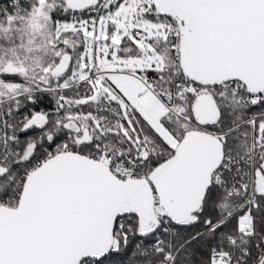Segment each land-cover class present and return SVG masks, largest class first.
I'll return each mask as SVG.
<instances>
[{"label": "snow or ice", "instance_id": "1", "mask_svg": "<svg viewBox=\"0 0 264 264\" xmlns=\"http://www.w3.org/2000/svg\"><path fill=\"white\" fill-rule=\"evenodd\" d=\"M0 264H264V0L0 6Z\"/></svg>", "mask_w": 264, "mask_h": 264}, {"label": "trees", "instance_id": "2", "mask_svg": "<svg viewBox=\"0 0 264 264\" xmlns=\"http://www.w3.org/2000/svg\"><path fill=\"white\" fill-rule=\"evenodd\" d=\"M51 106L52 104H51L50 99L47 96H45L42 102L39 105H37V109H40V108L47 109V108H50ZM258 110L259 109H254V111H258ZM188 231H192V229H188Z\"/></svg>", "mask_w": 264, "mask_h": 264}, {"label": "built area", "instance_id": "3", "mask_svg": "<svg viewBox=\"0 0 264 264\" xmlns=\"http://www.w3.org/2000/svg\"><path fill=\"white\" fill-rule=\"evenodd\" d=\"M8 4H10V0H1L0 1V6L8 5Z\"/></svg>", "mask_w": 264, "mask_h": 264}, {"label": "water", "instance_id": "4", "mask_svg": "<svg viewBox=\"0 0 264 264\" xmlns=\"http://www.w3.org/2000/svg\"><path fill=\"white\" fill-rule=\"evenodd\" d=\"M1 1V0H0Z\"/></svg>", "mask_w": 264, "mask_h": 264}]
</instances>
